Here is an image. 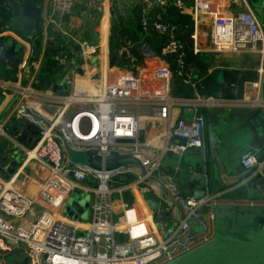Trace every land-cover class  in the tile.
<instances>
[{"label":"built area","instance_id":"built-area-1","mask_svg":"<svg viewBox=\"0 0 264 264\" xmlns=\"http://www.w3.org/2000/svg\"><path fill=\"white\" fill-rule=\"evenodd\" d=\"M118 1L44 0L41 17L46 5L49 11L42 30L48 31L49 27H53L55 31L67 35L61 16L71 14L77 2L82 3L88 13L104 14ZM132 1L140 11L142 40L156 33L159 40L156 45L160 47L161 55H143L141 41L135 34L122 33L119 27L113 30L111 52L107 57L102 55L100 44L89 38L75 39L71 36L67 49L64 47L51 56V60L61 67L79 56L94 61L91 77L86 78L83 72L79 76L77 68H73L64 88L44 89L38 86L37 75L27 83L23 82L28 62L22 60L15 73L16 79L0 78V91L15 98L7 115L8 120L6 117L0 124V137L10 140L24 154L9 179L2 178L0 174V264H6V255L15 251L25 254L27 264H165L214 236L209 221L214 218L215 198L221 194L207 193L200 198L183 196L175 179L160 171V161L148 156L157 148L155 143L150 139L141 140V137L147 122L160 121L166 126L161 151L182 153L205 143L202 133L206 120L204 109H264L261 87L264 76V23L248 0H229L244 8L213 17L207 33L210 44L208 48H203L199 44L197 26L189 34V44L168 12L174 6L182 14H191L196 20L202 10V13L206 11L202 0ZM12 17L9 0H0V38L12 35L26 45L29 54L37 31L34 28L28 37L21 36L8 24ZM75 45L79 48L75 49ZM188 50L194 54L201 51L258 54L261 59L257 69L258 91L250 98L202 95L197 91L189 96L178 93L179 82L196 90L193 70H186ZM112 53L117 56L113 66L110 65ZM162 55L174 58L175 71L156 65L153 60L157 61ZM172 78L177 81L175 91L169 88ZM233 86L235 84L231 88ZM177 107L191 108L192 115L178 116L174 120L172 113ZM13 120L27 121L36 127L35 146L17 141L18 136H11L4 129ZM175 139L180 142H170ZM69 149L75 152L97 151L100 155L111 152L135 155L145 165L147 174L134 165L99 170L73 162ZM260 153L259 149L242 153V168L252 169L253 174L260 171L264 167V152L263 157ZM29 161H34L47 173L44 181L37 184L35 192L31 193L18 184L21 177L27 176ZM152 175L158 181L150 179ZM128 187H139L145 193L162 187L161 193L154 197L170 212L169 225L164 226L160 222L162 232L150 230L151 226L147 225L146 231L137 237H120L121 229L117 224L119 220L116 219L113 201ZM77 189L91 198L90 213L86 219L74 218L65 212L71 194ZM166 189L171 191L173 199L182 203V211L168 198ZM127 200L128 208L134 206L133 196ZM144 205L147 207L144 214H152L146 201ZM204 205L209 206L206 214L200 212ZM195 225H200V229L192 234Z\"/></svg>","mask_w":264,"mask_h":264},{"label":"crops","instance_id":"crops-1","mask_svg":"<svg viewBox=\"0 0 264 264\" xmlns=\"http://www.w3.org/2000/svg\"><path fill=\"white\" fill-rule=\"evenodd\" d=\"M202 3L206 11L202 13V10L196 20L191 14H185L192 22V30L188 33L186 27L189 24H186V27H182V32L187 43L190 44L189 34L193 33L197 26V30L200 32L199 44L203 48H208L210 43L207 33L211 28L213 17L216 15L235 13L242 10L244 7L235 5L229 0H202ZM137 7L138 6L135 5L132 0H120L111 7V10L108 9L104 14H95L88 13L86 9L83 8L82 3L77 2L71 14L61 16V24L64 27V30L68 32L67 35H63L60 32L55 31L53 27H49L48 31L42 30V27L45 26L44 21L46 20L49 11V7L46 5L43 10V17H41L36 24L38 25V28H35L37 31V37L33 45H31L30 53L28 54V49H26L25 53L22 55V60L28 62V66H26L24 70L23 82L27 83L33 76L37 75L40 83L38 86L41 88L60 90L64 88L65 80L69 77L70 71L73 68H77V71L80 74L79 76H81V73L83 72L86 78L91 77L94 74V69H92L94 61H87L84 60L82 56H79L73 60L72 63H69L65 67H61L57 62L51 60V56L57 54L64 49V47L67 49L69 36L75 39L82 37L89 38L96 44H100L102 46V55L104 54V51L107 54L111 52L112 33L113 30L119 27H128L129 31L131 30L132 34H135L138 38L141 34H136L134 31L137 29L135 24ZM261 21L264 23V3L263 18H261ZM74 47L75 49L79 48L78 45H75ZM140 50L143 55L157 53L152 44L148 43L146 38L145 41L143 39L140 42ZM158 54H162L161 50ZM193 55H195V60L190 63L188 67L193 70L196 90L189 86L190 88L188 89L191 90L190 92L182 89L180 94L189 96L194 94V91H197L198 94L200 93L202 95H213L212 92H218L217 94L219 95L221 93L220 83L222 81H226L230 88L232 84H235V86L231 88L234 96L250 98L258 91L259 75L257 69L259 68L261 61L258 54H215L201 51L197 54L193 53ZM230 57H234V59H237L238 61L236 63L226 61ZM153 61L156 62V65L159 64L173 70L174 58L171 56L162 55L157 61ZM6 67L10 70L9 76H0V78L16 79L15 73L19 66ZM51 68H53V70H51ZM98 69L99 68L96 70ZM261 87L264 92V76ZM177 92L179 93V91ZM12 99L11 95L0 91V113ZM204 113L206 117L212 119L214 129L221 137V156L227 164L229 171H244L240 163V157L246 145L250 144L258 146L257 148L259 151L264 152V144L263 146L259 145L258 128L253 124L254 117L258 115L264 116V109L238 110L224 108L223 110H216L213 108H207L204 109ZM191 115V108L183 107L175 108L172 113L174 120L178 116L190 117ZM6 120H8V117ZM10 125L12 126L13 123ZM165 127V124L160 123V121L147 122L145 128L146 131L145 133L143 132L141 140L150 139L155 143L157 148L148 153V156L153 160H159L160 171L166 175L172 176L179 186H181L184 183L188 172L195 169L196 166L200 164V154L197 149H188L182 153H175L171 150L161 151V147L164 146L163 134L166 131ZM24 130L27 145L30 147L35 146L37 143V135L33 133L34 128L25 127ZM20 135L23 134H17V136ZM34 141H36L35 145L33 143ZM170 142L178 143L180 141L175 139ZM10 148L11 150L6 149V151L3 152L8 153L7 151L12 152L15 150L18 153L21 152L23 154V152L19 150V147L13 145L12 142ZM1 163L2 162H0V164ZM26 172L27 176L20 178L18 183L19 187L24 191H30V193L32 191L35 192L37 184L44 181L47 173L42 171L34 161L28 162L26 165ZM161 188H153L145 193L143 190L139 189V187H128L122 194L114 197L113 204L115 206L116 219L119 220L117 224L121 229L119 232L121 238H126L128 236L137 237L144 233L146 227L149 225L151 226L150 230L162 232V228H158L152 214H144V212H147V207L144 205L145 198L159 195L162 190ZM250 188V191H247L244 186L222 188L217 191L221 195L215 198V204L230 207H240L245 205H258L264 207V198H259L263 197L262 188L259 186ZM148 194L150 196H148ZM130 196L135 198V204L128 208L126 204L128 201L127 199ZM178 212L181 213L179 209ZM209 222L211 233L214 235L216 223L215 213L214 218ZM13 253H15L17 257L22 255L25 256V254L20 251H15Z\"/></svg>","mask_w":264,"mask_h":264},{"label":"water","instance_id":"water-1","mask_svg":"<svg viewBox=\"0 0 264 264\" xmlns=\"http://www.w3.org/2000/svg\"><path fill=\"white\" fill-rule=\"evenodd\" d=\"M44 0H9L13 17L8 22L9 26L21 36L28 37L34 30L38 19L42 16V2ZM257 15L263 18L264 0H249ZM260 18V19H261ZM27 47L12 35H5L0 39V67L16 66L22 63V55ZM110 65L113 66L117 60L115 53H112ZM221 93L226 97L233 96L231 88L226 81L221 83ZM170 90L177 89V81L172 78L169 82ZM13 98L0 113V124L3 123L9 114ZM254 125L257 126L259 135V145L264 144V116L258 115L253 118ZM25 127H33L36 135L38 130L27 121H15L11 126V136H17V141L26 142ZM202 133L205 136V143L197 148L200 154V164L195 169L190 170L185 177L184 183L180 186L182 195L185 197L200 198L207 193H216L222 188L245 187L250 191V187H261L264 198V167L253 174L252 169L242 172L229 171L228 166L221 156V137L214 129L212 119L206 117ZM7 139L0 137V149L7 146ZM34 145L36 141L33 142ZM258 146L246 145L244 152L257 150ZM0 153V173L2 178L9 179L21 159L17 151ZM72 152L84 155L86 160L81 162L72 156ZM73 162L87 164L99 170H110L126 165H134L141 169L143 174H147V169L140 158L131 154H120L111 152L108 155H100L97 151L75 152L69 149ZM263 157V152L260 153ZM150 179L158 181L155 176ZM124 180V177H122ZM162 187L165 185L160 182ZM168 198L174 202L182 211L183 205L180 201L173 199L171 191L166 189ZM90 197L84 203L74 202L73 207L68 206L67 214L74 218L85 219L90 213ZM150 211H152L155 221L161 222L164 226L169 225L170 212L161 206V203L154 197L145 199ZM69 202V201H68ZM215 213V234L207 242L186 252L185 254L165 263V264H264V207L258 205H245L240 207H230L226 205L213 206ZM209 206L204 205L200 212L206 214ZM250 228V229H249ZM200 229V225H195L192 234ZM24 257V258H23ZM21 264H27V257L22 255L17 257ZM23 258V259H22Z\"/></svg>","mask_w":264,"mask_h":264},{"label":"rangeland","instance_id":"rangeland-1","mask_svg":"<svg viewBox=\"0 0 264 264\" xmlns=\"http://www.w3.org/2000/svg\"><path fill=\"white\" fill-rule=\"evenodd\" d=\"M262 3H264V2H262ZM262 5H263V4H262ZM138 39H139L140 41H142V37H141V36H138ZM146 49H147V48H146ZM104 57H107V53H106L105 51H104ZM226 61H230V63H236L238 60H237V59H234V57H230V58H228ZM9 74H10V70H9L6 66H1V67H0V76H5V77L7 76V77H8ZM217 93H218V92H216V93L212 92V94H213L214 96H218ZM207 94H210V93H207ZM213 109H216V110H223L224 108H213ZM72 111H73V110H72ZM72 111H71V112H72ZM15 121H16V120H13V121L7 123V124L4 126V129H5L6 131L10 132V129H11V125H10V124H12V123L15 122ZM10 146H11V141L8 140V141H7V146L4 147V148H2V149H0V153L3 152V151H6V149L11 150ZM70 154H71V153H70ZM23 156H24V154H22L21 152H19V157H20V158H23ZM72 156H73L76 160H79V161H81V162H84V161L86 160V157H85L84 155H79V154H75V153L72 152ZM148 196H150V195L148 194ZM87 198H88V196H86V195L84 194L83 190H80V189L75 190V191L71 194V198L69 199V202H68V204H67V206H66V208H65V212L68 211V206L73 207L74 202L78 201L79 203L82 204V203L85 202V200H87ZM85 216H86V214H84V215L82 216V219H85ZM156 223H157L158 228L160 229V228H161V224H160V222H159V221H156ZM1 258H2V257H1V255H0V262H2V259H1ZM23 258H24V257H23ZM23 258H22V259H23ZM5 259H6V264H21V261H19V259L17 258L16 254L13 253V252L7 254L6 257H5ZM27 263H28V260H27Z\"/></svg>","mask_w":264,"mask_h":264},{"label":"trees","instance_id":"trees-1","mask_svg":"<svg viewBox=\"0 0 264 264\" xmlns=\"http://www.w3.org/2000/svg\"><path fill=\"white\" fill-rule=\"evenodd\" d=\"M168 12H169L171 21L177 23L180 26L181 29H182V27L183 28L186 27V24H189L186 27L187 28V32L189 33L192 30V22L190 21V18L188 16L182 14L179 11L178 8H176V7L173 6V7H171L168 10ZM136 14H137V16L135 18V22H136L135 24H136L137 29H135L134 31H135L136 34L137 33L141 34V25H140L141 17H140V11H139V9L136 10ZM35 28L37 29L38 28V25H36ZM120 31L122 33L132 34V31L131 30L129 31L128 27L121 28ZM147 40H148V43H151L152 44V46L155 49V51L157 53H160V50L161 49H160V47L158 45H156V43L159 42L158 37H157V34L156 33H152L151 34V37H149ZM194 56L195 55H193L192 51L188 50L187 57H186V65H187L186 66V68H187L186 70L187 71L189 70V67H188L189 64L192 63V62H194V60H195V57ZM51 70H53V68H51ZM173 70L175 71V64L173 65ZM177 80L179 82V78H177ZM178 86H179V88H181V89H179V93L182 92V89L183 90H186L187 92H190L191 91L190 89H188L190 87L185 86V85H182L180 82H179Z\"/></svg>","mask_w":264,"mask_h":264},{"label":"flooded vegetation","instance_id":"flooded-vegetation-1","mask_svg":"<svg viewBox=\"0 0 264 264\" xmlns=\"http://www.w3.org/2000/svg\"><path fill=\"white\" fill-rule=\"evenodd\" d=\"M40 18H41V17H40ZM40 18H39V19H40ZM39 19H38L37 23L39 22Z\"/></svg>","mask_w":264,"mask_h":264},{"label":"bare ground","instance_id":"bare-ground-1","mask_svg":"<svg viewBox=\"0 0 264 264\" xmlns=\"http://www.w3.org/2000/svg\"><path fill=\"white\" fill-rule=\"evenodd\" d=\"M104 60L106 61V58Z\"/></svg>","mask_w":264,"mask_h":264}]
</instances>
